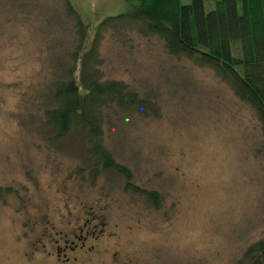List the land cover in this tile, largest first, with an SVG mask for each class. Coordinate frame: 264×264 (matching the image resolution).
I'll use <instances>...</instances> for the list:
<instances>
[{
  "label": "rangeland",
  "instance_id": "374dc122",
  "mask_svg": "<svg viewBox=\"0 0 264 264\" xmlns=\"http://www.w3.org/2000/svg\"><path fill=\"white\" fill-rule=\"evenodd\" d=\"M70 1L78 19L63 0H0V264H234L264 232V151L252 110L158 37L129 23L101 28L102 77L156 106L149 115L103 107V143L160 205L113 171L93 176L81 128L56 140L44 111L81 28L91 40L125 3Z\"/></svg>",
  "mask_w": 264,
  "mask_h": 264
},
{
  "label": "trees",
  "instance_id": "16d2710c",
  "mask_svg": "<svg viewBox=\"0 0 264 264\" xmlns=\"http://www.w3.org/2000/svg\"><path fill=\"white\" fill-rule=\"evenodd\" d=\"M123 1L124 9L101 20L91 40L81 28L73 64L67 69L66 78L54 81L53 104L45 109L44 118L56 140L73 126L81 128L88 155L94 160L93 176L97 170L113 171L122 176L126 190L159 207L160 194L136 186L131 171L117 162L103 143V107L149 115L156 112V106L149 96L124 81L102 77L96 64L101 28L132 24L141 34L158 37L168 54L213 70L252 110L264 151V0H214L208 10L206 0ZM63 3L67 13L78 19L71 1ZM234 264H264V232Z\"/></svg>",
  "mask_w": 264,
  "mask_h": 264
},
{
  "label": "flooded vegetation",
  "instance_id": "af4514ba",
  "mask_svg": "<svg viewBox=\"0 0 264 264\" xmlns=\"http://www.w3.org/2000/svg\"><path fill=\"white\" fill-rule=\"evenodd\" d=\"M80 231H81V229H80ZM78 236H80V235H78ZM65 246H68V245L66 244Z\"/></svg>",
  "mask_w": 264,
  "mask_h": 264
}]
</instances>
